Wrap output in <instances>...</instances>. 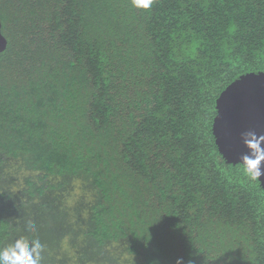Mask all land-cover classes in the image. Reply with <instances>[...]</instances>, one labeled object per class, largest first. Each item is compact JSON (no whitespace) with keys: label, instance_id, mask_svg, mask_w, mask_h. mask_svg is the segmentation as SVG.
<instances>
[{"label":"trees","instance_id":"1","mask_svg":"<svg viewBox=\"0 0 264 264\" xmlns=\"http://www.w3.org/2000/svg\"><path fill=\"white\" fill-rule=\"evenodd\" d=\"M0 22V247L264 264V189L212 135L220 94L264 73V0H0Z\"/></svg>","mask_w":264,"mask_h":264},{"label":"water","instance_id":"2","mask_svg":"<svg viewBox=\"0 0 264 264\" xmlns=\"http://www.w3.org/2000/svg\"><path fill=\"white\" fill-rule=\"evenodd\" d=\"M6 48L7 40L2 35L0 22V53ZM249 130L264 135V73L240 76L216 100L212 135L226 163H241V157L247 154L241 136ZM261 170L264 172V162L261 163ZM258 182L264 189V175Z\"/></svg>","mask_w":264,"mask_h":264},{"label":"clouds","instance_id":"3","mask_svg":"<svg viewBox=\"0 0 264 264\" xmlns=\"http://www.w3.org/2000/svg\"><path fill=\"white\" fill-rule=\"evenodd\" d=\"M130 6L138 11H149L155 0H129ZM247 154L241 157L239 164L243 174L252 181H259L264 175L261 163L264 162V135L249 130L241 136ZM27 228L30 232L36 231V226L30 221ZM45 245L39 239H29L19 236L13 242L0 247V264H42ZM180 264V261H177Z\"/></svg>","mask_w":264,"mask_h":264},{"label":"rangeland","instance_id":"4","mask_svg":"<svg viewBox=\"0 0 264 264\" xmlns=\"http://www.w3.org/2000/svg\"><path fill=\"white\" fill-rule=\"evenodd\" d=\"M18 189V188H17Z\"/></svg>","mask_w":264,"mask_h":264}]
</instances>
